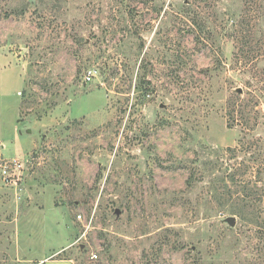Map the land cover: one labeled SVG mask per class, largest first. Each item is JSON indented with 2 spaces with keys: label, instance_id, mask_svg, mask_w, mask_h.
I'll list each match as a JSON object with an SVG mask.
<instances>
[{
  "label": "rangeland",
  "instance_id": "374dc122",
  "mask_svg": "<svg viewBox=\"0 0 264 264\" xmlns=\"http://www.w3.org/2000/svg\"><path fill=\"white\" fill-rule=\"evenodd\" d=\"M244 1L0 0V161L23 165L0 264H264V0L258 27L225 16Z\"/></svg>",
  "mask_w": 264,
  "mask_h": 264
},
{
  "label": "trees",
  "instance_id": "16d2710c",
  "mask_svg": "<svg viewBox=\"0 0 264 264\" xmlns=\"http://www.w3.org/2000/svg\"><path fill=\"white\" fill-rule=\"evenodd\" d=\"M242 4H243V6L241 8H239V10H240V11L238 10L239 12L238 11H232L229 9L228 12L225 14V16H226L228 13H230V15H227V16H229L228 20L233 23L231 25V28L232 29L235 28L234 34L243 32L244 27H246V25L249 26V23L251 22L250 19H253V18L256 19L255 21H253L256 23L254 25V27L255 26L258 27V19H257L256 15H254V17H251V18L249 17V11L252 12L251 10H253L252 14L255 12L254 7L250 6V1H248V0L244 1V3H242ZM256 11H257V9H256ZM228 20H227V23H228ZM193 24H195L200 30V26L196 20L193 21ZM240 95L241 94L239 92H236L235 95L231 97L232 98L231 101L233 102V105H232L233 107L236 106L235 105L236 101L239 100ZM230 113H231V116H234L235 110H234V112L230 111L229 115H230ZM240 114H241L240 117H242V113H240ZM231 118H232V121H235L234 117H231Z\"/></svg>",
  "mask_w": 264,
  "mask_h": 264
},
{
  "label": "built area",
  "instance_id": "2783aa9c",
  "mask_svg": "<svg viewBox=\"0 0 264 264\" xmlns=\"http://www.w3.org/2000/svg\"><path fill=\"white\" fill-rule=\"evenodd\" d=\"M95 76V70L89 69L85 73V80L91 81V79ZM22 164L17 160V158L10 159L8 161L3 160L0 161V177L2 180V183L5 185L13 184L16 185L18 177L15 176V173H19L22 169ZM81 216H78V219H80ZM92 259L96 260L97 255L94 254L91 256Z\"/></svg>",
  "mask_w": 264,
  "mask_h": 264
},
{
  "label": "water",
  "instance_id": "95a60500",
  "mask_svg": "<svg viewBox=\"0 0 264 264\" xmlns=\"http://www.w3.org/2000/svg\"><path fill=\"white\" fill-rule=\"evenodd\" d=\"M227 223H228L230 226H234V223H235L234 218H232V217L228 218V219H227Z\"/></svg>",
  "mask_w": 264,
  "mask_h": 264
},
{
  "label": "crops",
  "instance_id": "0c3cea01",
  "mask_svg": "<svg viewBox=\"0 0 264 264\" xmlns=\"http://www.w3.org/2000/svg\"><path fill=\"white\" fill-rule=\"evenodd\" d=\"M42 261H43V260H42ZM66 262H72V261H70V260H60V261H59V264L66 263Z\"/></svg>",
  "mask_w": 264,
  "mask_h": 264
}]
</instances>
